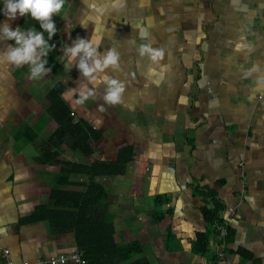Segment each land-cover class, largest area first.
<instances>
[{
  "label": "crops",
  "instance_id": "obj_1",
  "mask_svg": "<svg viewBox=\"0 0 264 264\" xmlns=\"http://www.w3.org/2000/svg\"><path fill=\"white\" fill-rule=\"evenodd\" d=\"M21 17L0 13V22L15 28ZM52 19L55 72L33 80L28 65L0 64V264H7L4 249L15 262L34 264L76 247L73 231L33 218L51 205L54 188L79 192L89 180L71 172L70 183L55 185L56 161L109 165L123 149L131 157L122 173L94 180L117 246L141 249L131 261L212 264L214 233L205 254L193 243L210 229L202 208L216 199L235 209L217 264H264V0H65ZM77 36L119 53L118 67L106 69L124 83L119 103L103 100V83L76 102L72 90L86 78L66 66L64 50ZM9 43L0 41V51ZM144 45L161 54L142 55ZM58 82L72 118L93 129L88 155L62 141L47 149L57 124L46 96Z\"/></svg>",
  "mask_w": 264,
  "mask_h": 264
},
{
  "label": "trees",
  "instance_id": "obj_2",
  "mask_svg": "<svg viewBox=\"0 0 264 264\" xmlns=\"http://www.w3.org/2000/svg\"><path fill=\"white\" fill-rule=\"evenodd\" d=\"M19 24L24 30L33 28L37 31H43L40 28V22L27 14L21 17ZM44 36L47 39L46 31H44ZM56 37L55 34L51 38L49 41L50 45L53 44ZM47 61L48 63L45 67L55 72L59 67V63L55 53L52 51V47H50ZM63 89V84L58 82L48 91L46 96L49 101L47 112L57 124L56 128L46 138L47 149L53 147L57 142L62 141L70 149H78L84 155H88L91 153L88 140L91 137H95L93 129L87 127L85 122H80V120H74L72 118L71 110L61 99L60 93ZM121 152L123 156L120 155L117 162L109 165L97 162L86 166L71 163L66 160L56 161V163L61 165V174L56 180L55 185H66L70 183L67 175L71 172H83L87 173L89 178L85 185L86 187L83 191L79 192L54 188L50 195L51 205L39 206L33 214L34 219H48L54 230L73 231L76 247L83 251V256L87 261L86 264H148L144 259L131 261V258L140 253L141 249L131 250L117 246L113 237V225L104 219L106 205H100L98 202L101 186L94 180V177L100 174L122 173L124 165L130 160L131 152H126L125 149ZM45 154L51 156L54 153L46 150ZM197 190L202 193L204 192L206 196L209 195V192L203 187L198 186ZM214 200L213 208H202V212L210 229L198 233L193 243V250L199 254L207 253L211 232L216 237L217 246L220 245L218 226L221 223L222 212L225 206L219 200ZM227 230L228 232L225 237L226 243L232 237L231 226ZM217 259L218 257L215 253L212 264H217Z\"/></svg>",
  "mask_w": 264,
  "mask_h": 264
},
{
  "label": "clouds",
  "instance_id": "obj_3",
  "mask_svg": "<svg viewBox=\"0 0 264 264\" xmlns=\"http://www.w3.org/2000/svg\"><path fill=\"white\" fill-rule=\"evenodd\" d=\"M64 2L65 0H0V13L4 16L15 19L18 15H30L40 22L43 30H21L19 25L13 28L7 21L0 22V41H11L0 51V64L17 67L28 65L29 75L33 80L40 79L42 74L50 71V68L45 67L51 47L49 41L57 31L52 17L61 11ZM44 31L47 32V39ZM98 43L97 40L77 36L64 50L66 66L77 67L86 78L78 89L72 90L77 92L76 102L81 105L95 95L96 86L101 83L105 85L103 100L108 104L119 103L124 91V83L106 72L109 67H118L119 53L115 48L100 51ZM140 53L149 54L152 59L161 54L147 45L140 48ZM90 84L93 86L90 87ZM98 108L100 111L104 110L103 105H98Z\"/></svg>",
  "mask_w": 264,
  "mask_h": 264
},
{
  "label": "built area",
  "instance_id": "obj_4",
  "mask_svg": "<svg viewBox=\"0 0 264 264\" xmlns=\"http://www.w3.org/2000/svg\"><path fill=\"white\" fill-rule=\"evenodd\" d=\"M244 191L245 190H243V193ZM234 213H235V209L233 207L225 208L224 211L222 212L221 223L218 226L220 245L217 246V250H216V255L218 257L217 262L222 260L225 256V248H226L225 237L228 232L227 229L230 226L231 216ZM8 255H9V250L4 249L3 256L5 257L7 264H31V262L28 260H22L20 263H17L11 258H9ZM86 262L87 261L83 256V251L77 247H74L68 252H62L47 258L37 259L34 262V264H67V263L86 264Z\"/></svg>",
  "mask_w": 264,
  "mask_h": 264
},
{
  "label": "rangeland",
  "instance_id": "obj_5",
  "mask_svg": "<svg viewBox=\"0 0 264 264\" xmlns=\"http://www.w3.org/2000/svg\"><path fill=\"white\" fill-rule=\"evenodd\" d=\"M43 88H44V85H42V86H40V88L39 89H36V92H38L37 93V95H39V96H41L40 94V92H42V90H43ZM38 97V96H37ZM41 99H42V97H41ZM42 101V100H41ZM47 133V131L45 130V128L41 131V133L40 134H43L42 136L43 137H46V134ZM66 149V148H65Z\"/></svg>",
  "mask_w": 264,
  "mask_h": 264
}]
</instances>
